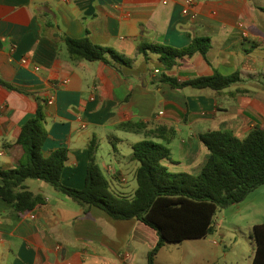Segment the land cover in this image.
Listing matches in <instances>:
<instances>
[{"label":"crops","instance_id":"obj_1","mask_svg":"<svg viewBox=\"0 0 264 264\" xmlns=\"http://www.w3.org/2000/svg\"><path fill=\"white\" fill-rule=\"evenodd\" d=\"M86 36L131 58L132 67L73 62L65 38ZM197 37L211 39L206 57H185L170 70L157 55L146 60L139 53L142 43L183 48ZM216 71L239 73L241 80L221 92L157 81L162 73L183 82ZM0 78L13 87L0 84V169L25 160L24 149L10 145L41 103L44 154L69 150L63 183L82 189L92 139L99 148L107 141L111 159L98 158V149L97 163L111 191L131 198L140 164L130 156L145 134H118L120 123L173 127L163 165L192 175L208 160L202 134L221 130L244 139L264 128V0H0ZM125 144L129 152L120 150ZM25 185L45 203L19 215L0 198V264H148L158 243L151 227L137 219L113 220L95 207L85 214L46 182L29 179Z\"/></svg>","mask_w":264,"mask_h":264},{"label":"trees","instance_id":"obj_2","mask_svg":"<svg viewBox=\"0 0 264 264\" xmlns=\"http://www.w3.org/2000/svg\"><path fill=\"white\" fill-rule=\"evenodd\" d=\"M69 57L73 62L100 61L120 71V65L132 67L133 60L112 48L94 44L89 37L65 38ZM211 39L194 38L186 47L175 48L163 44L139 46V53L146 60L157 55L166 70L178 65L185 57L201 54L206 57ZM241 80L239 73L230 76L215 72L180 82L166 73L157 81L176 89H212L217 92ZM0 84L13 87L0 78ZM46 115L41 103L33 117L21 128L18 141L25 160L17 167L0 169V198L11 204L19 215L33 211L45 203L40 193L28 190L29 179L50 184L56 191L70 198L85 214L99 208L113 220L137 219L157 232L158 243L149 252L148 264H157V257L168 244H180L186 240L206 238L215 232V218L219 211L242 203L264 186V128L256 127L241 139L229 131H208L200 136L208 149V160L197 175L172 173L163 161L170 159V142L176 131L167 125H151L143 122H122L118 128L133 133H144L146 138L132 147L130 159L140 165L136 171L137 190L131 198L115 195L108 179L96 162L99 149L97 139L89 145V164L82 189L63 183V171L69 150L60 147L49 156L43 152L48 133ZM154 139L159 140L156 142ZM255 253L252 264H264V223L255 224L252 230Z\"/></svg>","mask_w":264,"mask_h":264},{"label":"rangeland","instance_id":"obj_3","mask_svg":"<svg viewBox=\"0 0 264 264\" xmlns=\"http://www.w3.org/2000/svg\"><path fill=\"white\" fill-rule=\"evenodd\" d=\"M117 133L124 132L118 130ZM120 150L130 151L126 144L120 146ZM110 152L111 146L102 141L98 158L111 159ZM263 223L264 186L252 192L242 203L219 211L213 234L203 239L168 244L157 264H252L255 253L251 236L253 226Z\"/></svg>","mask_w":264,"mask_h":264},{"label":"built area","instance_id":"obj_4","mask_svg":"<svg viewBox=\"0 0 264 264\" xmlns=\"http://www.w3.org/2000/svg\"><path fill=\"white\" fill-rule=\"evenodd\" d=\"M189 1H190V0H189ZM184 13H185V14H189L190 11H189L188 9H185V10H184ZM191 16H192V17H195V14H191ZM26 62H27V60H23V63H26ZM157 72H159V71H157ZM49 103L52 104V103H53V100H50ZM32 217H35V216L33 215Z\"/></svg>","mask_w":264,"mask_h":264}]
</instances>
